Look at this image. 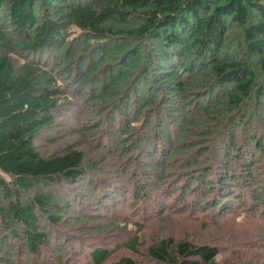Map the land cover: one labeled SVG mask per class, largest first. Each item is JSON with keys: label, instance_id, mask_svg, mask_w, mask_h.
Wrapping results in <instances>:
<instances>
[{"label": "trees", "instance_id": "16d2710c", "mask_svg": "<svg viewBox=\"0 0 264 264\" xmlns=\"http://www.w3.org/2000/svg\"><path fill=\"white\" fill-rule=\"evenodd\" d=\"M69 26L82 31L73 44L64 36ZM232 26L243 27L244 52L228 40ZM41 52L57 60L51 66L31 64ZM14 54L26 57L21 68L15 66ZM57 63V70L65 69L63 74L82 86L78 94L85 115L98 111L105 116L113 150H126L127 140L136 153L144 145V169L178 154L179 135L191 133L193 141L211 138L208 124L192 122L190 113L199 118L234 112L215 133L228 147L217 158L226 171L233 168L230 159H242L243 181L253 183L250 171L260 161L256 153L264 156V144L257 132L248 134L253 150L247 152L248 160L235 141L232 122L250 113L248 102L264 98V81L256 71L264 76V0H0V171L10 177L8 182L0 175V193L17 199L0 208V221L22 233L34 264L47 241L41 218L58 223L61 211L53 212L68 204L50 192L52 184L76 181L84 171L82 151L44 156L35 146L37 135L54 123L56 110L68 101L53 71ZM204 147L186 168L199 167L205 154L216 155L215 146ZM28 192L23 201L21 195ZM137 240L134 235L126 247L138 252ZM6 244L0 236V253L7 254ZM147 250L162 264H257L260 259L243 252L239 259L217 261L218 246L172 238ZM112 253L101 246L92 248L89 257L92 264H104ZM111 264L135 262L123 256Z\"/></svg>", "mask_w": 264, "mask_h": 264}, {"label": "rangeland", "instance_id": "374dc122", "mask_svg": "<svg viewBox=\"0 0 264 264\" xmlns=\"http://www.w3.org/2000/svg\"><path fill=\"white\" fill-rule=\"evenodd\" d=\"M81 33L77 27L69 26L64 36L73 44ZM228 40L239 53L244 52L243 27L232 26ZM52 57L50 52H41L31 64L41 62L51 66L57 60ZM25 58L14 54L15 66L21 68L27 61ZM58 66L59 63L53 71L68 101L56 110L54 123L37 135L35 146L44 156L71 149L82 151L85 153L84 171L76 181L52 184L50 192L60 203L68 204L53 212L61 211L58 223L41 218L40 226L47 241L40 249V259H34L36 262L92 264L89 257L92 248L106 246L113 253L104 264H111L123 256L131 257L135 264H162L149 256L147 249L162 238H172L218 246L217 261L239 259V254L246 252L260 257L257 264H264V156L256 153L260 161L250 171L253 183L249 179L243 181L247 175L242 170V159H230L228 163L233 168L226 171L217 158V154L228 147L226 139L215 133L234 112L225 114L221 111L199 118L200 114L195 111L190 113L189 117H194L192 122L208 124L211 138L199 137L193 141L191 133L188 138L179 135L178 139L183 142L178 154H173L168 163L158 158L159 163L149 162L148 169H144L142 164H146L147 155L144 145H140L143 154L131 150L135 145L129 140L128 151L113 150L109 144L113 131L104 121L105 116H98V111L85 115L86 106L81 105L78 94L82 86L63 74L65 69L57 70ZM256 71L258 80L264 81L261 72ZM87 91L90 89L86 88ZM260 100L253 104L248 102L250 113L243 112L244 119L235 116L232 122L235 141L245 153L253 151L248 146V134L257 132L264 144V98ZM141 121L135 122L134 126L141 125ZM178 129L174 130L177 135ZM205 144L215 146L216 155L205 154L200 158L202 164L199 167L186 168L193 157L204 152ZM164 150L169 151L166 146ZM233 150L237 152V149ZM257 157L254 158L258 160ZM93 164L94 167H88ZM0 175L9 182V176L1 171ZM30 195V192L21 195L22 200ZM10 198L0 193V208L17 201ZM4 225L6 223L1 220L0 236L7 241L2 248L7 254L0 253V264H34L22 233H13ZM134 235H138V252L126 247Z\"/></svg>", "mask_w": 264, "mask_h": 264}]
</instances>
